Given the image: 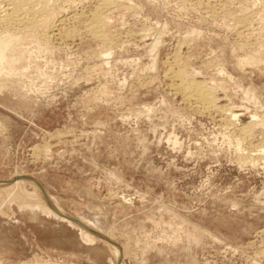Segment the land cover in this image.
I'll return each mask as SVG.
<instances>
[{"label": "rangeland", "instance_id": "obj_1", "mask_svg": "<svg viewBox=\"0 0 264 264\" xmlns=\"http://www.w3.org/2000/svg\"><path fill=\"white\" fill-rule=\"evenodd\" d=\"M51 1L60 37L26 30L0 75V181L33 176L123 264H264V0H116L109 43L88 28L104 0ZM179 66L237 116L176 90ZM15 182L0 264L118 263Z\"/></svg>", "mask_w": 264, "mask_h": 264}, {"label": "bare ground", "instance_id": "obj_2", "mask_svg": "<svg viewBox=\"0 0 264 264\" xmlns=\"http://www.w3.org/2000/svg\"><path fill=\"white\" fill-rule=\"evenodd\" d=\"M50 1L51 0H0V69H1L0 75H2V73H3V75L10 77V75H13L12 73H16V72H14V70H12V68L6 69V67H8L9 65H11V67H12V64H14V62H16L15 60H17V58H19V56L17 58L15 57V55H16L15 51L17 50V52H18L19 47L23 43L22 41H23L24 36L26 34V32H25L26 30L29 31L30 29L36 30L37 28H41L42 31H44V33L46 34V38L53 37V36H56L58 34L60 37L59 30H60L61 26H64L63 24H65L64 23L65 19H64V16H62L63 17L62 18V17L57 16V15H59V13L61 14V12H63V11L65 12V10H66L65 9L66 7H64L65 3L61 4V3H59L60 2L59 1L58 3H56L55 5L53 4L52 7H50ZM65 1H67V0H65ZM200 1H202V0H200ZM204 1H206V3H207L209 0H204ZM4 2H5V4H2ZM54 2H57V1H53V3ZM117 3H118V1H116V0H104L101 4H99V6L97 5L98 7H95L96 8L95 11L93 10L94 13L92 14L93 15L91 17L92 19L89 17V19L91 20V22L89 21L90 25H88V28L90 29L89 32L93 36L104 41L105 43H109L111 41V37L109 34L110 32L108 31V28H107V26L109 24L108 19H107L108 14H106V13L108 11H111V9L114 8V6H116ZM39 5L42 6L40 9L37 8ZM71 14L72 15L74 14L73 16H75V13H70L69 15L71 16ZM78 17H79V15L77 16V18ZM67 20H68V17H67ZM62 28H64V27H62ZM62 33L63 32H61V34ZM28 34H29V32H28ZM263 54H264V52H263ZM174 77H176L177 80L179 81L178 84L175 85L176 86L175 89L178 91L185 92L184 94H186L187 98L194 95L195 98L197 99V101L202 105V107L205 110L210 111L211 109L213 110L214 108H216V109L218 108V110H220L224 115H226V116L229 115V118L232 117V119H233V117L237 116V113L229 110L230 108L225 109V108L218 107V104L216 103V98L214 97V94L210 90L212 88L207 87L202 82L191 79L189 77L187 71L185 70L184 66H181V67L179 66ZM228 111H230V113H228ZM249 129H250V125L249 126L245 125V126H243V128H241V130L244 132H247ZM249 157H250V155H249ZM250 159H251V157H250ZM255 159L256 158H252L251 160H253V162H254ZM16 177L17 178H14V180H12V181H16L15 184H17L20 181L26 180V181L31 182L34 185L35 190H37L41 196V200H42L41 202L44 203L43 207L47 210L48 214H51L55 218L64 219V220L66 219V220L71 221L70 219H68V217H73V216H71L61 206V204L60 205L58 204L59 202H57L56 200L51 198V196H49L46 192L43 193L39 183L35 180V178L33 176H30L27 174H23V175L17 174ZM31 177H33L34 179ZM8 183H10V181H8V182L0 181V185H4V184H8ZM32 194L37 195V193L35 191ZM45 194H46L48 200L50 201L51 205L53 206V208L57 212H55L48 205V203L45 199ZM72 222H74V221H72ZM79 222H81V221H79ZM74 223L82 231L84 230L86 232H89L85 227H83V225L86 226L84 223H81L83 225H80L76 222H74ZM107 235L109 236L108 239L114 241L111 235H109V234H107ZM115 244L109 242V245L112 248L114 256H115V261L118 258V264H123L122 260H121L122 254L120 255V251H119L120 247L118 246L117 243H115Z\"/></svg>", "mask_w": 264, "mask_h": 264}, {"label": "water", "instance_id": "obj_3", "mask_svg": "<svg viewBox=\"0 0 264 264\" xmlns=\"http://www.w3.org/2000/svg\"><path fill=\"white\" fill-rule=\"evenodd\" d=\"M31 178H33V177H31ZM33 179H34V178H33ZM6 181H7V182H8V181L11 182L12 180L7 179ZM39 185H40V184H39ZM40 187H41L43 193H45L43 187H42L41 185H40ZM45 199H46L48 205H49V206H50L55 212H57V211L53 208V206L51 205V203H50V201L48 200L46 194H45ZM68 219H70L71 221H74V222H76V223H78V224H80V225H83V224H81V222H79V221H78L76 218H74V217H68ZM83 227H85L88 231L93 232L96 236L100 237L101 239H103V240H105V241H108V242L113 243V244L116 243V242H114V241L108 239L106 236L102 235L101 233H99V232H97V231H95V230H93V229H91V228H89V227H87V226H84V225H83ZM115 245H116V244H115ZM117 264H118V263H117Z\"/></svg>", "mask_w": 264, "mask_h": 264}]
</instances>
